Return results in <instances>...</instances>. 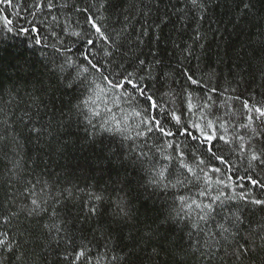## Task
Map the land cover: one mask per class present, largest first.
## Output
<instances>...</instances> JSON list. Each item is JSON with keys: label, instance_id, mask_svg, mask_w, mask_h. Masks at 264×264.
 Here are the masks:
<instances>
[{"label": "snow or ice", "instance_id": "obj_1", "mask_svg": "<svg viewBox=\"0 0 264 264\" xmlns=\"http://www.w3.org/2000/svg\"><path fill=\"white\" fill-rule=\"evenodd\" d=\"M0 2L5 13L14 4V0ZM119 3L120 0H32L30 6L23 5L33 17L31 21L27 15L15 13L17 19L29 24L25 28L21 23L18 31L43 49L52 50L45 54V62L51 65L48 74L57 80L56 89L75 88L79 92L78 102L62 114L67 116L64 127L70 123L83 126L89 143L102 134L111 139L119 137L120 145L126 148L124 155L143 171L140 187L164 204L155 227L146 225L140 236L144 247L121 250L111 256L109 264H142L143 259L158 255L155 242L163 235L160 229L168 226L175 229L169 247L181 257L179 264H185L184 257L196 253L200 260L206 258L205 264H255L254 257L264 256V69L260 70L258 85L260 100L255 99V89L242 98L240 88L247 92L251 86L243 70L234 87L229 82V87L209 89L207 81L181 67L186 83L177 90L173 85L180 82L166 70L169 66L161 49L149 46L153 42L159 45L164 39L162 29L170 21L167 7L158 16H153L151 7L139 9L144 23L136 30L130 13L121 20L122 11L128 10H121ZM162 3L164 0H155L157 10ZM181 3L184 6L177 7ZM210 3L211 0H167L179 22L185 28L191 27L188 41L183 45L173 42V48L179 49L183 57L181 66L185 61L201 59L197 50H203V42L208 39L202 24ZM241 3L242 18L251 9V0ZM41 16L51 19L40 20ZM14 24L6 17L3 27L12 33ZM45 24L48 30L41 36ZM49 38L55 43L49 44ZM145 48L149 49L147 53ZM241 98L239 108L228 103L229 99ZM221 109L225 110L223 115L219 114ZM42 130L29 128L37 137ZM55 183L24 180L17 175L9 184L12 191L4 194L8 207L0 204V264L9 260L16 264L23 258L21 249L31 236L30 227L25 225L33 223L48 230L54 264H91L90 246L99 248V240H78L74 232L62 227V219L59 223L40 224L44 217L58 220L64 208L63 191L53 195ZM93 199L96 204H92ZM105 199L114 204V222L133 219L135 214L123 188L89 193L85 219L88 215L99 216ZM257 213L259 219H255ZM209 225L214 226V232ZM101 232V239H105L103 229ZM112 235L108 233L104 247L116 253V247L109 246L116 244ZM201 237L208 238L203 245ZM148 245H155L151 252ZM141 252L145 257L140 256Z\"/></svg>", "mask_w": 264, "mask_h": 264}, {"label": "trees", "instance_id": "obj_2", "mask_svg": "<svg viewBox=\"0 0 264 264\" xmlns=\"http://www.w3.org/2000/svg\"><path fill=\"white\" fill-rule=\"evenodd\" d=\"M25 3L30 6L32 0H14L13 7L8 8L5 13L4 4L0 2V137L4 138L0 140V204L4 208L8 207L7 202H4V194L11 193L9 184L17 175L24 180L55 181L53 195L57 191H63L64 208L58 220L52 221L44 217L40 224L59 223L62 219V227L74 232L78 240L84 239L87 242L95 237L99 240L100 247L97 248L95 244L90 246L91 255L88 260L91 264H109L111 256L120 254L121 250L127 252L129 248L144 247L140 236L146 225L155 227L154 221L162 215L164 204L158 196L147 194L140 187L144 179L143 171L138 163L124 155L126 148L120 145L119 137L111 139L102 134L89 143V136L83 126L70 123L64 127L63 122L67 120V116L62 114H66L78 102L76 98L79 92L75 88L57 90V80L48 74L51 65L45 62V54L52 50L43 49L41 45L31 41L30 36L26 37L18 31L21 23L25 28L29 24L17 19L16 12L21 17L27 15L28 21L33 19L28 15V9L23 7ZM183 6L182 3L177 4V7ZM149 7L152 8L153 16H158L166 7L170 15L169 23L162 29L164 39L159 45L153 42L149 46L161 49V56L169 66L166 70L172 71L173 80L180 82L173 87L180 90L186 83L181 75V67L184 71L191 69L196 78L207 81L209 89L229 87V82L234 87L240 78L238 73L243 70V75L251 86L247 92L243 87L240 88L242 98H247L255 89V99H261L258 85L261 83L260 70L264 69V0H251V9L242 18L241 0H211L202 24V30L207 33L208 39L203 42L204 49L197 50L201 59L185 61L182 66L180 61L183 57L179 49L173 48V42L183 45L188 41L191 27L185 28L179 22L176 15L172 14V7L167 4V0L159 5V10L155 0L151 4L149 0H120L119 8L128 10L122 11L121 20L123 15L130 13L134 17L131 22L138 30L144 23V17L138 14V10L146 11ZM6 17L15 22L12 33H8L3 27ZM45 19L51 18L40 17V20ZM42 27L45 31L40 33L41 36L48 30L46 24ZM47 42L52 44L55 40L49 38ZM148 50L145 48L144 52L147 53ZM210 73H213L211 78ZM242 98L229 99L228 103H235L239 108ZM224 112L221 109L219 114L223 115ZM33 126L43 128L39 137L29 131ZM117 188L126 190L128 202L135 214L133 219L114 222V204L109 199H105L100 205L99 216L88 215L85 219L89 193L99 194L101 189L113 192ZM96 203L93 199L92 204ZM259 216L260 213H257L255 219H259ZM25 226L30 227L31 236L21 249L23 258L16 264H54L55 257L50 254L48 247V230L35 223ZM209 227L215 231L213 225ZM101 229L105 239H101ZM174 230L173 226L160 229L163 235L155 242L159 246L158 255L143 259L142 264H179L181 257L174 255L169 247V241L175 235ZM108 233H112L111 239L116 241L115 245H109L116 247V253L106 251L104 247L105 240L109 239ZM206 239L208 238L201 237L200 243L203 245ZM153 246L155 245L147 246L148 252L152 251ZM203 250L208 249L205 247ZM145 255L140 253L142 258ZM254 259L255 264H261L264 256L257 255ZM184 260L185 264H205L206 258L200 260L199 253H196L189 254ZM6 264H12V261L9 260ZM245 264L250 262L246 261Z\"/></svg>", "mask_w": 264, "mask_h": 264}]
</instances>
